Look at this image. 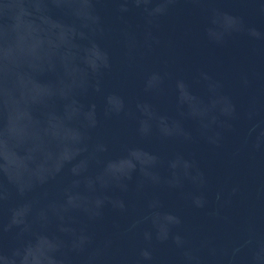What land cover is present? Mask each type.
<instances>
[{
    "label": "water",
    "instance_id": "1",
    "mask_svg": "<svg viewBox=\"0 0 264 264\" xmlns=\"http://www.w3.org/2000/svg\"><path fill=\"white\" fill-rule=\"evenodd\" d=\"M0 264H264V0H0Z\"/></svg>",
    "mask_w": 264,
    "mask_h": 264
}]
</instances>
